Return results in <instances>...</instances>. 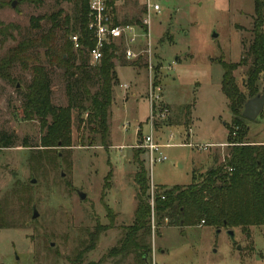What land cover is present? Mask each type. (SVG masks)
Returning <instances> with one entry per match:
<instances>
[{
  "label": "rangeland",
  "instance_id": "374dc122",
  "mask_svg": "<svg viewBox=\"0 0 264 264\" xmlns=\"http://www.w3.org/2000/svg\"><path fill=\"white\" fill-rule=\"evenodd\" d=\"M4 1L0 21L20 27V36L0 44V59L25 33L31 17L56 9V0H42L39 7ZM119 1L110 11L117 24L144 20V0H126L121 8ZM150 2L160 7L150 16V59L146 55L137 63L127 62L118 48L106 148L89 131L84 110L88 105L82 102L71 112V147L42 150L39 123L27 120L22 110L20 91L29 84V74L16 67L12 76L19 82L12 85L0 79V134L14 146L0 149V264H70L76 255L81 264H137L133 256L106 258L122 239V229L133 223L135 153L147 169L149 194L152 188L199 182L208 169L223 163L233 136L229 137L230 113L220 91L223 71L217 61L237 63L245 55L253 0ZM61 8L72 13L69 4ZM137 48L145 49L142 39ZM88 65L94 66L89 60ZM234 77L244 91L245 68ZM150 82L161 90L152 114ZM50 87L52 105L65 108L68 97L61 70L51 76ZM258 87L263 94L264 73ZM90 91L97 92V85ZM245 125L247 141L264 144V121L257 117ZM149 133L164 146L154 155L165 157L161 163L150 164L142 147ZM205 146L210 148L201 151ZM76 191L86 198L80 200ZM32 208L38 213L34 220ZM150 227L147 264H264V227H250L246 233L233 229L231 239L228 230L203 223L176 228L164 220L158 225L155 214L150 215Z\"/></svg>",
  "mask_w": 264,
  "mask_h": 264
},
{
  "label": "trees",
  "instance_id": "16d2710c",
  "mask_svg": "<svg viewBox=\"0 0 264 264\" xmlns=\"http://www.w3.org/2000/svg\"><path fill=\"white\" fill-rule=\"evenodd\" d=\"M117 1L109 0L108 6L113 10ZM18 3L36 7L43 4L42 0H19ZM63 3L72 6L71 14L61 8ZM253 5L251 41L245 55L237 63H227L223 58L217 61L223 71L220 91L230 113L229 137L233 136V140L227 139L229 152L223 163L208 169L199 182L154 190L153 213L158 225L164 220L168 227L176 228L203 223L205 227L240 229L243 233L250 227H264V144L247 141L246 120L242 117L246 101L260 94L258 83L264 73V0H253ZM4 6L5 1L0 0V9ZM55 8L51 13L29 19L25 33L0 59V79L12 85L19 82L12 76L16 67L29 74V84L20 91L22 110L27 120L38 121L42 150L71 147V112L82 102L88 105L84 110L89 131L97 134L101 147L106 148L109 108L116 81L114 60H120L118 49L114 45L105 46L100 63L89 67L87 53L93 48L94 40L88 30V0H56ZM135 23L141 25L139 21ZM17 35L20 36V27L0 21V44L15 41ZM73 36L78 38L77 50L70 40ZM240 68H245L244 91L239 89L234 77ZM56 70L63 72L66 81L68 105L65 108L54 107L51 102V76ZM93 84L97 85V92L92 94ZM189 110V106L184 108L186 115ZM259 117L264 121V110ZM12 145V140L1 133L0 149ZM134 158L137 170L133 178L136 188L133 223L122 229V239L106 258L133 256L137 264H147L151 235L149 177L138 153ZM111 228L106 227V231ZM91 248L93 245L88 250ZM80 261L76 255L70 264H81Z\"/></svg>",
  "mask_w": 264,
  "mask_h": 264
},
{
  "label": "built area",
  "instance_id": "2783aa9c",
  "mask_svg": "<svg viewBox=\"0 0 264 264\" xmlns=\"http://www.w3.org/2000/svg\"><path fill=\"white\" fill-rule=\"evenodd\" d=\"M109 0H88V17L89 25L88 30L93 36L94 46L87 53L88 59L92 65H98L102 59V50L105 46L114 45L117 49L121 47L123 59L127 62H137L142 57L146 55L150 59L151 56V38L149 32L150 26V16L151 14H158L160 12V7L157 4H151L150 0H144V20L141 25H115L112 18L110 17V11L112 8L108 6ZM144 42V50L135 51L139 45V42ZM73 48L75 50L79 49V43L77 36L70 38ZM119 51V50H118ZM149 70H151V64L149 65ZM152 80V79H151ZM152 82L149 84V104L151 114L153 112V103L160 100L161 90L158 87H152ZM120 88L123 90H128V85H121ZM168 112V111H167ZM163 117V115H161ZM152 120V118H151ZM151 122V129H152ZM142 147L146 150L150 164L155 162L161 163L165 161V157L158 155L154 158V155L159 152V150L164 147L163 145L157 143L152 133L143 137ZM209 146L201 147V151H206ZM163 200V198H161ZM150 208L151 214L153 215L154 208V189L150 191Z\"/></svg>",
  "mask_w": 264,
  "mask_h": 264
},
{
  "label": "water",
  "instance_id": "95a60500",
  "mask_svg": "<svg viewBox=\"0 0 264 264\" xmlns=\"http://www.w3.org/2000/svg\"><path fill=\"white\" fill-rule=\"evenodd\" d=\"M15 6V3H12L11 7L13 8ZM18 87V85H17ZM264 110V93L259 94L255 96L252 99H249L246 101V103L243 106L242 111V117L247 121H254L259 117V115ZM34 183V180L31 181V184ZM76 195L80 200H84L86 196L78 191H76ZM38 217V213L35 208H32V220L36 219ZM227 234L233 239V232L228 231Z\"/></svg>",
  "mask_w": 264,
  "mask_h": 264
},
{
  "label": "crops",
  "instance_id": "0c3cea01",
  "mask_svg": "<svg viewBox=\"0 0 264 264\" xmlns=\"http://www.w3.org/2000/svg\"><path fill=\"white\" fill-rule=\"evenodd\" d=\"M117 3V2H116ZM124 5H126V0H120L119 2H118V5L117 6H119L120 8L122 7V6H124ZM115 9H117L116 8V6H115ZM118 62V60H114V64H115V62ZM134 63H137V62H134ZM122 68H125L124 66H121ZM121 84V83H120ZM122 85V84H121ZM124 85V84H123ZM110 129H111V127H110ZM109 137H110V130H109ZM158 143V142H157Z\"/></svg>",
  "mask_w": 264,
  "mask_h": 264
}]
</instances>
